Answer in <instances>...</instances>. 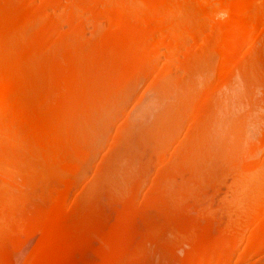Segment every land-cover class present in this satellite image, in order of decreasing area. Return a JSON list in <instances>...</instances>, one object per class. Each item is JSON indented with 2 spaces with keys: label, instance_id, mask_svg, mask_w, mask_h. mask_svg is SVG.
I'll return each mask as SVG.
<instances>
[{
  "label": "bare ground",
  "instance_id": "obj_1",
  "mask_svg": "<svg viewBox=\"0 0 264 264\" xmlns=\"http://www.w3.org/2000/svg\"><path fill=\"white\" fill-rule=\"evenodd\" d=\"M215 5L225 15L211 23ZM182 17H193L188 19L190 25H182L186 29L181 26L183 31L174 27L179 18L184 21ZM201 17L211 21L209 31L199 26L204 23ZM173 18L178 22L174 23ZM186 21L182 23L187 25ZM62 22L67 25L64 29L60 26ZM86 22L94 27L89 39L85 36ZM187 37L191 42L185 46ZM261 40L264 41V0H0V237L12 232L21 238L12 244L0 245V253L20 252L27 238L53 230L48 219H55L74 205L72 195L79 186L75 193L80 192L83 175L95 157L93 145L80 130L82 122L103 107L117 105L125 88L139 84L138 81L154 71L161 54L164 65L153 74L152 85L159 83L160 74L167 73L174 63L189 73L208 52L216 51L221 56L218 76L201 94L178 102L176 107H181L182 112L171 124L174 129L177 121L181 122L190 113L188 138L185 136L172 152L160 146L162 149L157 154L163 163L158 165V174L151 177L147 194L141 200L138 198L147 175L137 176L134 184H126L120 190L118 171L121 168L117 172L111 169L114 173L110 171V179L105 180L107 190L102 195L101 191L97 192L103 188L101 175L110 168L105 162L110 153L102 155L106 158L104 161L101 158L95 179L90 181L97 180L98 189L93 191L105 198L99 208L106 224L114 216L113 226L124 218H136L149 206L160 208L163 203L214 217L223 213L236 217L242 225L251 226L244 243L240 232H221L210 234L211 240L200 244L191 237L190 228L176 231L168 227V246L186 244L185 264H240L244 259L261 255L264 252V157L261 155L264 128L255 139L234 151L232 146L236 147L237 143L232 142L228 147H232L230 154L215 147L223 153V167L219 164L220 168L215 170L209 161L206 160V167L202 160L206 151L203 149L210 148L209 134L202 127L215 123L211 121H215L212 114L218 103L214 98L218 87L226 80L230 83L238 70L241 80L246 82L245 86L240 84L245 87L244 92L251 87L248 93L252 95L259 86L262 88L259 91L264 90V78L259 77L261 71L257 70L256 74V68H248L255 56L261 60L258 53L263 45ZM252 73L259 76L254 79ZM172 85L176 89L171 87V92L178 87ZM251 85L259 86L254 89ZM247 97L250 96L247 94ZM122 127L111 143L114 152L126 141ZM111 168L115 169L113 165ZM190 175L194 177L193 182H188ZM184 176H188V181ZM218 186L225 188L220 191ZM166 213L173 214L170 210ZM97 248L119 256L132 251L128 247H113L106 238L94 239L87 245L90 251ZM26 264H32V259Z\"/></svg>",
  "mask_w": 264,
  "mask_h": 264
},
{
  "label": "rangeland",
  "instance_id": "obj_2",
  "mask_svg": "<svg viewBox=\"0 0 264 264\" xmlns=\"http://www.w3.org/2000/svg\"><path fill=\"white\" fill-rule=\"evenodd\" d=\"M50 12H52V10ZM212 12L213 17L210 19L212 22L209 21V18L206 22V20L201 17L204 20V23H202L203 21L201 20L202 24L200 23L201 25L199 26L203 28L204 31L207 29L210 30V22L214 23L213 19H221L225 15V11L218 5H215ZM184 17L182 18L184 19ZM175 19L177 18H173V20ZM186 19L187 18H185L183 21L179 18V23H181V25L179 23H176L178 22V20H175L174 23L179 25L175 24L174 27H176L177 30L186 29L183 26L190 25L187 24V22L190 23L189 20H192L193 17L191 19L189 17V20L187 19V21ZM185 21L187 25H184ZM192 22L193 21H191V23ZM195 24L198 25L199 22ZM60 26L61 28L63 27L62 29L67 27L64 22H62ZM181 26L183 27L182 29ZM93 28L94 27L91 23L88 24L86 22L85 36L87 37V39L91 37V34L94 30ZM203 29L200 32H202ZM204 31L201 33V35L204 34ZM180 34H182L181 31ZM189 41L190 39H188L187 37V39L184 41L186 44L184 43V45L188 46L190 44ZM260 42L264 45V41L262 42L261 40ZM258 45L259 47L262 46L261 52L263 56V45ZM161 49V52H163L164 49ZM199 49L198 50L201 51L202 47H199ZM258 51V53H260L259 55L261 57V60H256L258 59V56H255V59L252 58L254 62L252 59V61L250 62H253V64L249 65V63L248 65L250 67L248 66V68H250V70L256 68V74L261 71V73H259L260 76L256 75V77L259 76L264 78V75H262V71H264V56H261V52L259 49ZM220 58L221 56L219 52H208V54L203 57V59L205 60L201 58V60L203 61L202 62L199 59L201 63H195L196 65L193 64V69L189 70V73H184L183 68L181 69L174 63L167 73H161L162 76L160 74L161 80L159 79V83L152 85V78H154L153 74L156 73L157 70L163 67L164 65V57L161 54L159 59H157V67L154 68V71L150 75L145 77L146 80L142 78L143 81H138L139 84H132L133 86L130 85L129 87L125 88L126 90L123 91V97L117 105L103 107L88 121H86L85 123L82 122L80 130H83L82 132H84V135H86L88 141L93 145L95 149L94 151L96 153L94 152L95 157L93 156L94 158L89 162L87 171L84 173L83 178L81 180V185L83 187L81 188L80 192L75 193L76 191H79V187L81 186L77 187L78 189H76V191L72 195V197L75 196V199L73 198L75 202L72 200V203H74V205L69 208L70 210L68 209L64 214L56 217L55 219H48L49 223L51 224V227H54L53 230L49 232L35 234L30 237V239L27 238L29 240H25L27 243H24L25 241L23 242V245H26L20 252L16 253L15 255H3L0 253V264H13L14 262H16L17 264H26L30 259H32V264H185L184 245L186 244L182 242L177 247H171L167 244L168 235L166 229L170 226L176 231L178 229L186 230V228H190L192 230L191 237L194 239V241L196 240L198 244L211 240L212 236L210 234H218L221 232L229 234L240 232L242 234V237H244L242 239L244 243L245 237L247 236V232L249 231L251 226L245 224L242 225L240 224L242 221L238 223L236 217L224 215L223 213L214 217L210 214L197 212L193 209L187 210L180 205L176 207L171 206L172 208L168 205V208L167 205L163 203L161 204L162 206L159 205L160 208L154 207L155 205L153 207L149 206L148 209L146 208L147 210L145 209V211L136 218H134L133 216L124 218L123 220H121V222L113 226V220L115 219L113 218L114 216L112 215L111 218L113 220L106 224V221H104L103 217L104 213H102V210L99 208V205L102 202H105V198L101 195L107 190H105L104 188H108V183L105 180L106 178H109L108 176L111 169L117 172L121 168L118 171V176L120 177L119 185L122 183L119 188L120 190L122 189V191L125 187L124 185H130L131 182H133L134 184L135 178L137 179L140 175H147L148 177L146 176L147 179H145L146 182H144L143 187H141L140 190L142 191L140 192L141 195L139 194L140 196H138V198L141 200L140 197H144L145 194H147V192L149 191L148 188L150 185L151 177H154L155 174H158V165L160 166L163 163L162 158L158 157L157 151L162 149L163 147L166 151L172 152V150H174L188 135L187 131L191 119L190 113H187L183 119H180L181 122L177 121L178 124H180L178 125L176 123L179 127L174 122L175 131L173 129V124H171L173 123L172 121L175 120V116H178L182 112L180 111L182 110L181 107H176L179 106L178 102H181L182 98H184L183 100L185 101L186 97L187 99H190L189 97H191L192 95L193 97H195L201 94L204 88L218 76ZM257 67H259L260 70ZM239 69V71L242 72L241 68ZM250 70L248 71L247 69L246 71L250 73ZM237 72L238 70L236 71V73L233 74H237L233 77V79L230 78L231 81L228 78L230 83L226 80V83L220 85V87H218V90L216 89L217 91H215L214 93V98L218 102H216L217 109L215 107V112L213 113L215 115L212 114V116H214L213 120L215 121L211 122H215L212 123L214 127H212V124H210L209 127L206 125L202 127V129H206H204L205 133L209 134L208 146L210 147L203 149L206 151L203 152L204 156L202 160L203 162H206H204L205 166L206 164L208 165L207 161H209L211 164L214 163L212 164L213 166H211V164L209 163V166L214 167L213 169L215 170L220 168L219 166H222L225 162H223V160L225 159H222L223 153H219L220 149H222L223 152L225 150L226 154H230L235 150V148L241 147V144L244 143V146L245 143H248L249 141L255 139L258 135L257 133H259L264 128V94L262 93L264 90L259 91V89H262L259 85H256V87L259 86V89L258 87L256 88L251 85L254 89L256 88L255 90L253 89V94L250 95L248 93L252 91L250 86L249 87L251 90L248 88L249 90H246V92H244L245 87H243V85L246 82L244 83L243 80H241L243 77H241L239 72ZM254 75L253 77L254 79H256ZM149 76L151 78L150 80L148 78ZM249 78H252L251 74ZM239 81L240 83H238ZM249 81L251 84L252 81ZM171 82L172 84L178 85V87L181 86V88L177 87V90H174L176 89L175 85L173 86ZM240 84L243 85L240 86ZM153 87L156 88V90ZM171 87H174V92H171ZM161 92L165 93L162 94ZM246 93L250 97H247ZM237 96H240L242 98ZM223 100L224 102H222ZM170 124L172 125V130H170L171 128H168ZM121 125H123L122 132H125V134H122L124 135L123 137L126 141H123V145L120 144L121 146L119 145L120 147H118L119 150L115 149L114 152V150L112 151L111 149V143L117 131L120 129ZM211 128H213V131ZM216 129L220 130V132L214 131ZM199 131H197L196 133H198ZM243 132L245 133L243 134ZM205 133L203 134V136L206 135ZM232 142L237 143L236 147L232 146L234 147L233 151L231 150L232 147H230L231 149L228 148ZM160 146L162 147L160 148ZM215 147H217V149L219 150L217 151ZM192 148L194 150V147ZM198 151L199 150H196L197 153ZM192 152L194 153V151ZM262 152L261 155L263 154L262 157H264V149ZM107 153H112V156L108 154L110 158L108 156L107 160L105 159V162H107V165L110 167V170L106 168V172H103L104 175H101V177L104 176V178L102 177L104 179V183L102 182L101 186L103 188H99V190L97 191V180L95 181V183H92L94 181L90 180L93 178L95 179L94 173L97 164L102 161L101 158H106L103 156H105V154ZM208 156L209 158H207ZM112 165L113 167H115V169H117L115 170L114 168H111ZM192 175L195 176L193 173ZM190 177L189 180L191 181L187 180L188 176L185 178L188 182H193L194 177ZM105 182L107 184H105ZM218 187L220 191L225 188L224 186ZM87 188H91V190ZM93 189H95L97 192L101 191V195L99 194V196L98 193L94 192L95 190L93 191ZM124 190L126 191V188ZM85 191L88 192L84 194ZM74 194L78 195V197ZM120 208L121 205H119V209ZM169 210L173 212L172 215L166 213H169ZM105 212L107 214L110 213L109 210ZM54 223H56L55 226ZM205 230L208 231L205 232ZM17 236V234L9 232L5 236L0 237V245L12 244L16 241V239H21L19 236ZM98 238L108 239L113 245V247L114 245H116L124 249L131 248L132 251L129 254L119 256L118 254L112 252L106 253L101 248H97L93 251L88 250L87 245L92 240ZM240 264H264V252L258 257L244 259Z\"/></svg>",
  "mask_w": 264,
  "mask_h": 264
}]
</instances>
